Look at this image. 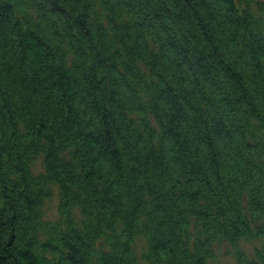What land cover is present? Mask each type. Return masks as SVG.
Instances as JSON below:
<instances>
[{"label": "trees", "instance_id": "trees-1", "mask_svg": "<svg viewBox=\"0 0 264 264\" xmlns=\"http://www.w3.org/2000/svg\"><path fill=\"white\" fill-rule=\"evenodd\" d=\"M222 244L264 264V0H0V264Z\"/></svg>", "mask_w": 264, "mask_h": 264}, {"label": "rangeland", "instance_id": "rangeland-1", "mask_svg": "<svg viewBox=\"0 0 264 264\" xmlns=\"http://www.w3.org/2000/svg\"><path fill=\"white\" fill-rule=\"evenodd\" d=\"M40 165L41 164L39 161L36 162L35 170H40L41 169ZM57 203H58V198H57L56 191H54L52 198L46 202V215L47 216L54 217L56 215ZM260 243L261 241H254L252 244H249L245 241L241 242L242 246L249 252L252 250L253 245H259ZM229 249L230 248L227 244H222L220 245V247H216V255H217L218 261L224 264H235L233 257L229 253Z\"/></svg>", "mask_w": 264, "mask_h": 264}]
</instances>
